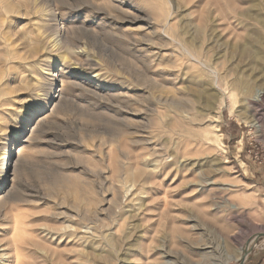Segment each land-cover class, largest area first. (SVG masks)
Wrapping results in <instances>:
<instances>
[{"label":"rangeland","instance_id":"1","mask_svg":"<svg viewBox=\"0 0 264 264\" xmlns=\"http://www.w3.org/2000/svg\"><path fill=\"white\" fill-rule=\"evenodd\" d=\"M27 11L59 45L0 98L10 264H238L259 232L264 252V97L243 93L264 94V0H0V33ZM161 91L219 130H169Z\"/></svg>","mask_w":264,"mask_h":264},{"label":"bare ground","instance_id":"2","mask_svg":"<svg viewBox=\"0 0 264 264\" xmlns=\"http://www.w3.org/2000/svg\"><path fill=\"white\" fill-rule=\"evenodd\" d=\"M10 12H14V11L11 10ZM20 16L21 17H17V18L16 17H5L6 23L4 22V30L0 33V37L2 39V42H1L2 46L7 47L9 49H13V50L15 49L13 54H12L13 50L11 51L9 50L8 52L5 53L6 54L5 57L4 55H2L3 58L0 61V66L2 67L0 69V98L1 99H5V97L9 96V94L14 91L12 89L13 87L12 83L15 82L17 71L15 70H13L12 72L9 71L12 65H15V66L32 65L35 62H39L44 57L45 55L44 52L51 51L52 47H56L57 45H59L58 42L56 43L54 41H52V45H51L50 44L51 41L44 40L42 35L35 33V32L34 33L28 32L22 27H20L19 24L23 22L22 19L30 17L28 14V11L20 13ZM60 46H58V48L62 49L64 48L65 44L63 43L62 45V43H60ZM71 53H74V55H79V53L81 52L77 50H73V52ZM4 59L6 61L5 63L6 67H4ZM199 63H202V61L200 60ZM243 90H244L243 93H244L245 99L249 105L257 103L260 100L259 98L264 97V94L258 95L257 97L255 96L253 97L252 95L251 97L249 95L250 91L252 90L250 84H247L246 87L243 86ZM168 93L165 94V91H161V93L159 94L158 97H156V99L158 103L163 104L164 106H167V107L169 106L172 107L169 113L171 117L168 122L169 130L173 131L174 133H179V131L183 130V128L185 127L187 129H190L192 132V135L194 136L196 130H194L192 126L196 125L197 123H198L197 125L199 126L208 124V126L209 127L212 126L211 128H213L215 131L219 130L218 124H216L218 122V119H209L203 122L196 113H192L194 108L190 106L189 100H186L188 104L184 105L182 104V100H184L183 97L178 96L177 94L174 95V94H171V93L168 94ZM231 99H232V96H231ZM5 101H7V99H5L4 102ZM253 124L255 125V123H252V125ZM199 133L200 132L197 133L198 136H199ZM21 160L22 159H20V161ZM125 165H127L126 167L127 175H132L133 168L131 167V164L125 163ZM124 167L125 166L123 165V168ZM8 193L9 191L5 190L3 193L0 194V213L1 211H4L5 216L8 215V211L11 207V204L13 203L14 200H16L15 196L12 195L9 197ZM77 204L78 205L76 206L77 207L76 209L78 211L77 212L78 215H82V214L87 215V213L90 212L92 216V221L94 223L98 222L99 215H98L97 209L93 210V209H90L89 207H86V206L84 207L82 205L81 200H79ZM83 227L86 228L87 230H93L94 234H92V232H90L89 234H92L95 237H99L101 235L95 229V226L85 225ZM82 232L88 233L85 230ZM260 234L262 233L259 232L258 234H255L251 239H249L245 244H243V246L239 249L240 250L239 257L237 258V260H240L241 258L244 260L247 258V255L250 252L251 246L255 245L256 239L257 237L260 236ZM262 241L264 242V240ZM3 246H4V249H1V251L3 252L0 255V257H4L7 255L8 259L5 260L3 264H10L12 262V258H14V256L12 255L13 250L11 252V249L8 248L10 247V245L7 244L5 234L4 235L0 234V247H3ZM15 246H16L15 248H17V251H18L19 243L15 242ZM144 258H146L145 255H144ZM146 259H149V257H147ZM17 260H19L18 257L16 259V264H18Z\"/></svg>","mask_w":264,"mask_h":264},{"label":"crops","instance_id":"3","mask_svg":"<svg viewBox=\"0 0 264 264\" xmlns=\"http://www.w3.org/2000/svg\"><path fill=\"white\" fill-rule=\"evenodd\" d=\"M242 264H264V252H253Z\"/></svg>","mask_w":264,"mask_h":264},{"label":"water","instance_id":"4","mask_svg":"<svg viewBox=\"0 0 264 264\" xmlns=\"http://www.w3.org/2000/svg\"><path fill=\"white\" fill-rule=\"evenodd\" d=\"M243 261H244V260L240 261V263H239V264H242V263H243Z\"/></svg>","mask_w":264,"mask_h":264}]
</instances>
